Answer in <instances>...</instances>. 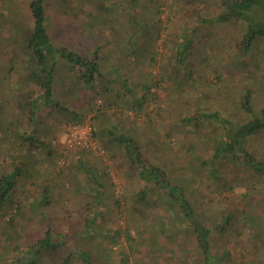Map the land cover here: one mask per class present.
Here are the masks:
<instances>
[{"label": "rangeland", "instance_id": "obj_1", "mask_svg": "<svg viewBox=\"0 0 264 264\" xmlns=\"http://www.w3.org/2000/svg\"><path fill=\"white\" fill-rule=\"evenodd\" d=\"M32 1L0 0V176L23 170L15 203L0 210V264H62L67 257L66 264H85L78 251L92 264H206L178 205L161 185L141 181L121 149L102 145L103 155L87 154L98 185L73 164L63 147L69 111L92 124L99 114L106 128L115 125L136 141L147 163L166 170L211 230L217 264H264V174L228 155L213 163L214 175L201 169L220 125L184 121L211 112L237 118L247 91L254 110L264 107V41L243 53L241 21L209 22L222 12L217 0H44L55 49L90 58L99 47L93 87L56 59L54 99L66 117L58 108L33 110L41 89L29 78L34 66L25 44ZM142 94L141 108L132 110V98ZM25 134L33 139L21 140ZM244 147L264 167V132L247 137ZM89 219L94 231L87 235ZM47 229L54 247L37 259L27 254Z\"/></svg>", "mask_w": 264, "mask_h": 264}, {"label": "trees", "instance_id": "obj_2", "mask_svg": "<svg viewBox=\"0 0 264 264\" xmlns=\"http://www.w3.org/2000/svg\"><path fill=\"white\" fill-rule=\"evenodd\" d=\"M43 1L44 0H33L30 4V18L32 20V28L25 39L26 47L29 50L31 60L33 61L32 66H34V71L29 73V78L32 79L34 84L41 89L39 96L36 98L37 104H34L33 110L36 111L42 106L44 108L49 107L52 110L58 108L59 110L66 113L67 117L68 110L65 108L63 109L54 99V71L57 62L56 59H63L73 68H78L80 81H82V83H84L87 87H93L94 81L96 80L97 76L100 75L98 55L99 47L92 53L90 58L83 57L75 52H67L64 47L55 49L46 32V15ZM217 1L222 5V12L209 20V22L213 23L215 21L223 23L229 21L232 18L241 21L244 25V35L240 42V50L243 53H247L256 41L260 39L264 41V0ZM144 27L147 28L146 23H144ZM136 35L137 34L134 32V36ZM127 41L129 44L131 43L130 47L134 46V43L132 45V40ZM182 43V45L180 44V53L186 55L189 49V42L185 38ZM122 86L127 92H131V90L125 84V81L122 82ZM143 98L144 94H142L141 98L139 99L132 98V102L135 103L131 106L132 110L141 108ZM252 104L251 94L247 91L241 98V104L239 108L240 115L237 118L228 119L221 116L219 113L211 112L209 114H198V116L195 118L188 117L184 120L189 122L191 120L204 117L207 119H213L220 125L221 133L219 138H215L214 142L212 143L210 158L207 160L204 158L199 160L201 169L209 168V173L214 175L215 170L212 167L213 163L217 160L225 158L228 155L230 157L236 156L235 158L241 159V161L250 168L252 173H256L258 175L264 174V167L262 163L253 155L249 154L244 147V142L247 137L264 132V107L254 110ZM68 113L69 120H66L65 125L68 123L82 124L88 120L90 122L92 135L102 148L105 146L108 148V150L112 149L113 147L121 149L122 152L126 154L125 156L129 164H131L137 171L138 178L141 181L145 182L146 184L152 183L154 185H161L163 189L166 190L167 194L178 205L183 219L188 222V228L196 238V244L202 252L205 263L217 264V258H215V256H211L209 253V235L211 230L209 228H205L195 217V210L191 204V201L185 196L180 186L169 182L168 178L166 177V170L147 163V161L143 158L136 141L131 138L127 132L118 131L115 125H111L110 128H106L104 121L101 120V116L99 114L95 115L94 122L92 124L89 119H82V117L75 111H69ZM65 125L63 126V130ZM20 137L21 140L24 141L33 139L30 134H25V136L21 135L19 138ZM40 144L41 146L46 147L44 143L41 142ZM70 153L73 154V164L79 166L82 171L88 174L89 179L95 183V185H98V175L94 170L87 168L85 161L87 154H96L90 150L83 149ZM22 171V168L17 166L14 167L9 173L0 176V210L8 206H13L15 203L13 191L15 189L17 179L22 175ZM91 190L94 192L95 199L98 200V187L96 186ZM138 195L140 198L143 197L144 190H140ZM46 201L47 192L44 191L42 192L40 202L45 203ZM93 214L97 215L98 213L94 211ZM230 218V215L224 216L222 223H225ZM87 224L88 225L85 229V232L88 235L90 231H94L93 228H91V225H93V219H89ZM222 229L223 227H219L217 231H221ZM54 241L55 239L52 237L50 230L47 229L43 235V238L35 243L28 250L27 254L30 253L37 259L43 250L54 247ZM78 254L82 260H84L85 264H92L87 251H78ZM68 258L69 257L64 258L62 264H66ZM219 261L220 260H218V262Z\"/></svg>", "mask_w": 264, "mask_h": 264}, {"label": "built area", "instance_id": "obj_3", "mask_svg": "<svg viewBox=\"0 0 264 264\" xmlns=\"http://www.w3.org/2000/svg\"><path fill=\"white\" fill-rule=\"evenodd\" d=\"M63 147L70 152L80 149L90 150L96 155H103L104 149L92 135L90 122L65 125L63 130Z\"/></svg>", "mask_w": 264, "mask_h": 264}]
</instances>
